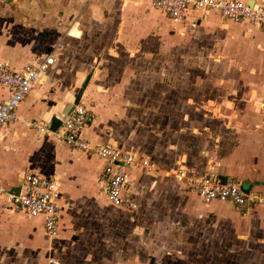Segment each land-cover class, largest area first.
Here are the masks:
<instances>
[{
  "label": "crops",
  "instance_id": "0c3cea01",
  "mask_svg": "<svg viewBox=\"0 0 264 264\" xmlns=\"http://www.w3.org/2000/svg\"><path fill=\"white\" fill-rule=\"evenodd\" d=\"M30 1L8 0L11 2L9 3L11 9L4 10L0 17L12 19L11 22H1L0 25L1 29L8 26L12 28L9 39L5 40L3 35L0 36V62H6L16 70L37 62L49 54L52 48L46 51L48 47H42L43 42L37 38L42 27H39V24H33L32 21L41 19L37 12L44 6L34 7L35 10H32L29 15L24 9L29 8ZM94 1L97 7L94 9L95 11L77 17L76 23H81L83 30L91 35L86 36L84 40L82 37H84L85 31L80 32L76 24L67 32V35L73 37L63 39L64 27L51 28L50 22H44L45 28H50L56 35L53 38V41L56 40L54 45L60 44V48L55 51V64L48 69L42 80L37 83L20 105L16 122L0 128V264H56L54 262H58V264H99L96 256L98 253L101 254L98 252L100 246L95 242V239L92 241L91 239L96 235L94 229L99 230L105 224L104 220L107 217L104 216L108 214L107 209L113 207L136 215L141 209L140 206L145 203V191L142 189V184L143 180L148 177L144 169H135L129 172L132 192L139 209L128 211L125 208L115 207L108 201L103 188L97 184V177L102 172L104 162L90 152L78 151L63 142L59 138L63 131L62 123L56 132L50 130L52 119L60 118L63 121L73 107L81 101L91 113V121L83 131V137L87 141L92 145H109L122 151L149 157L143 148L130 145L127 140L121 141L119 137H123V135H118L122 134L126 128L124 124L137 122V117H133V120L131 115L143 114L144 104L147 103V100H143L144 96H147L144 95L146 93H143L141 88L138 89V87H142L140 84L143 80L142 76L132 74L133 70L136 71V67L125 66L133 62L131 59L135 61L137 54L128 53L123 57H119L117 54L114 60L117 59L118 63L113 62L114 65L109 63L110 59H107L106 62V59L103 58L98 60L96 65L93 64L95 59L92 64L78 63V61L74 63L72 62L74 57L66 55L68 52L66 47L74 46L78 42H90L89 46H93L94 42L100 43V46L96 44L95 47L98 46L97 49L106 50L131 51L145 48L142 45L144 34L138 32L140 26L143 25L137 24L136 27L128 28L126 21L116 23L115 19L119 17L116 15L125 16V13L122 11L111 12L106 9L110 5L116 6V2H120V0ZM128 1L131 4L139 3L158 14L157 10L153 9L145 0ZM128 1L124 0L126 4ZM241 1L248 3L252 1L253 4L264 2V0ZM21 14L23 17L27 15L32 19L31 27H27V23H16L14 16ZM44 15L46 14H42V16ZM148 16L149 14L141 13L136 19L141 21L140 24H143V19H147ZM194 21L196 25L192 26ZM173 23L182 26V28H178L179 33L184 38H188L189 44L185 45L182 51L193 50L196 54L193 59L187 58L183 62L190 66L191 60H193V64L199 66L198 83L201 84L206 76L204 75L205 70L201 66H218L222 72L219 80L215 81V84L213 83V89L215 93H219V97L224 94L221 89H224L225 92L228 89L229 92L241 97L248 95L253 99L254 97L260 98L261 103L264 98L263 22L257 25L245 22L232 23L221 19L215 13L190 11L184 21ZM94 30H96L95 36L93 35ZM17 32H24L21 33L23 42L20 44L15 43ZM30 32L35 34L30 36ZM59 34H62L60 38ZM6 35H9V31L6 32ZM27 37L29 39H26ZM151 45L152 42L149 43V46ZM35 54H40V58L36 60L35 57H31ZM64 54L65 58H63ZM130 55L133 57L130 58ZM77 60L79 59L77 58ZM128 61L131 62L126 63ZM222 67L225 68L222 69ZM115 69H118L117 72H113ZM83 85H85L84 88ZM81 90L83 91L79 96ZM7 95L8 92L0 86V102ZM260 103L258 109L257 104L253 101L254 106L251 105L253 110L250 113L245 109L244 114L247 113V116L245 115L243 120H240L241 117L231 118L233 114L238 113L237 107H217V112H220L222 117L230 115V120L224 124H217V129L219 127L224 129V132L218 136V140H221L219 147L221 145L223 147H221V151L220 148L214 149L217 153L214 154V158L209 159V162H213L210 167L214 171L208 173L217 177L219 174L222 176V180L229 178L244 181L255 193L264 192V125ZM70 105L73 107L68 109ZM188 108L190 109L189 106ZM32 123L46 125L50 131L46 134L39 133L31 127ZM204 127L212 130L215 125ZM191 173L206 174L202 169ZM27 174L38 175L46 179L54 178L61 184L59 234L56 237H50L45 233L42 218H28L22 213L3 209L5 205H11L9 195L17 194L16 189L20 191ZM175 183L184 188V190H179V195L189 196V201H186L183 207L184 213L181 219L182 230L187 235L184 238L189 242L202 241V237L206 235L204 233L205 226L223 219V216H228V207L240 208L231 202L215 201L205 204L201 199L192 201L193 196L185 192L186 185L178 183L177 180ZM196 198L199 197L196 196ZM262 207L264 206L253 207L252 209L255 208L253 211L249 209L247 212L242 209L241 212L239 209L233 217L237 218L241 214L242 218L245 220L248 218L251 221L253 219L250 214L253 213L256 219L262 222V218L264 219V208ZM85 210L96 212L93 214V219L83 218L82 213ZM207 215L211 216L208 218ZM229 216L232 214L229 213ZM96 222H102L101 227ZM177 222L179 223V221ZM177 222H173V224H177ZM232 224L237 231L238 224L234 221ZM250 224L252 225V223ZM182 258H178L177 261L183 260L184 264H190L186 263L185 256ZM136 260H134L135 264Z\"/></svg>",
  "mask_w": 264,
  "mask_h": 264
},
{
  "label": "rangeland",
  "instance_id": "374dc122",
  "mask_svg": "<svg viewBox=\"0 0 264 264\" xmlns=\"http://www.w3.org/2000/svg\"><path fill=\"white\" fill-rule=\"evenodd\" d=\"M9 3L11 2L8 0H0V17L4 10L11 9ZM125 4L124 0H120V2H116V6L110 5L106 9L111 12L122 11L125 13V16L116 15L119 16L115 19L116 23L126 21L128 28L136 27L137 24L143 25L140 26L138 32L144 34L142 45L145 48L131 51L97 49L100 43L96 42H92L93 46H89L90 42H78L74 46L66 47L68 50V52L66 50V55L74 57L72 60L74 63L78 61V63L92 64L95 59L93 63L95 64L103 58L106 59V62L107 59H110L109 63L114 65L113 62L118 63L117 59L114 60L115 55L123 57L124 54L136 53L137 59L135 61L131 59L133 62L125 66L136 67V71L133 70L132 74L142 76L143 80L140 82L142 87H138V89L141 88L143 93H146L144 95H147L143 98V100H147V103L144 104L143 114H132V118L137 117V122L124 124L126 128L122 134H118L123 135V137H119L121 141L127 140L128 144L143 148L153 165L152 171L144 169L148 177L146 178L144 175L146 179L142 184V189L145 191V203L140 206L141 209L138 205L136 210L139 209V211L136 215L113 207L107 209L108 214L104 216L107 217L104 220L105 224L99 229L100 231L94 229L96 235L91 239V241L95 239V242L100 246L98 252L101 254L98 253L96 256L97 263L135 264L134 260L137 259L136 264L142 262L180 264L183 263V260L177 261V259H183L182 257L185 256L186 263L190 264H264V219L262 218V222L258 221L251 213L255 208H250L252 209L250 216L253 219L250 221L248 218L246 220L242 218L241 214L237 218L233 217L239 209L244 212L249 209L228 207V216H223V219L205 226L204 233L206 235L202 237V241L189 242L185 240L184 237L187 235L182 230L181 219L184 213L183 207L185 202L189 201V196L179 195V190H184V188L175 183L176 173L180 169H186L189 172L202 169L206 174L214 171L210 167L213 162H209V159L214 158V154L217 153L214 149L220 148L221 151L223 146L219 147L221 140H218V136L224 132V129L220 127L217 129V124H224L230 120V115L222 117V114L217 112V107H237L238 113L233 114L231 118L241 117L240 120H243V117L247 116V113L244 114V110L246 109L250 113L253 110L251 108V105L254 106L253 101L259 109L260 98L254 97L253 99L248 95L241 97L229 92L228 89L227 92L221 89L224 94L219 97V93H215L213 89L214 82L219 80L222 72L218 66H201L205 70L204 75L206 76L201 84L198 83L199 66H195L193 60H191L190 66L183 62L187 58L193 59L196 54L193 50L182 51L183 47L189 44L188 38H184L179 33L182 26L168 21L165 15L158 10V14H155L139 3L131 4L128 1V4ZM28 5L29 8H25L24 11H27L29 15L32 10H35L34 7L44 6L37 12L41 19L32 20L27 15L24 18L21 14L14 16V20L16 23H27V27L39 24V27L42 28L38 29L40 35H37V38L43 42V48L48 47L46 51L54 45L56 40L53 41V38L56 35L50 28H45V21L46 23L50 22L51 28L64 27L63 39L72 38L73 36L69 34L68 36L67 32L75 24L80 32L85 31L81 27V23H76L77 17L88 15L89 12H93L97 8L94 0H41V2L40 0H31ZM141 13L149 14L147 19H143V24H140L141 21L136 19ZM42 14H46L45 17ZM106 14L108 13L106 12ZM11 21L12 19L0 18V25L1 22ZM11 30L10 26L0 28V36L3 35L5 40L9 39ZM8 31L9 35H6ZM93 32L95 36L96 30ZM21 33L17 32L15 43L23 42ZM30 33V36L35 34L34 32ZM84 33L82 40L86 36H91L86 31ZM58 36L60 38L62 34ZM150 42H152L151 46H149ZM96 44L97 47H95ZM66 55L64 54L63 58ZM31 57H35L37 60L40 58V54ZM132 57L133 55H130V58ZM129 62L131 61L126 63ZM224 68L222 67V69ZM117 70L115 69L113 72H117ZM146 97L151 98L147 99ZM219 102L220 104L223 102L222 106ZM221 110L224 111V109ZM209 125H215V127H212V130L204 127ZM130 135L131 137H129ZM218 176L222 177L219 174ZM228 179L226 178V180ZM232 181L244 185V181ZM185 192L193 196L192 201H199L200 198H196L198 195L191 192L190 189L187 188ZM193 194L196 196L194 197ZM191 200L190 202H192ZM100 201L102 202V200ZM226 204L225 206H227ZM229 213L232 216H229ZM93 214L96 212L90 210H85L82 213L84 219H93ZM210 216L207 215L208 218ZM233 221L238 224L237 231L233 227ZM173 222H177V224H173ZM96 223L101 227L102 222ZM105 231L107 232L105 233Z\"/></svg>",
  "mask_w": 264,
  "mask_h": 264
},
{
  "label": "built area",
  "instance_id": "2783aa9c",
  "mask_svg": "<svg viewBox=\"0 0 264 264\" xmlns=\"http://www.w3.org/2000/svg\"><path fill=\"white\" fill-rule=\"evenodd\" d=\"M145 1L172 22L184 21L189 12L193 11L194 13H215L221 19L232 23L245 22L251 25L264 23V2L250 5L241 0ZM195 25L196 22H192V26ZM58 48L60 44L52 46L49 54L20 70L13 69L6 62H0V86L8 92L7 97L0 102V128L16 122L20 105L42 80L48 69L55 64V51ZM260 111L264 125V98L260 103ZM90 121L89 109L79 101L63 119V131L59 138L72 148L90 152L101 159L104 167L97 177V184L103 188L108 201L115 207L136 210L138 203L132 192L129 172L135 169L152 171L153 165L149 157L122 151L109 145H92L83 137V131ZM31 127L42 134L50 131L46 125L32 123ZM176 180L184 183L205 204L215 201L231 202L244 209L264 206V192L255 193L251 189L246 192L239 183L222 180L213 174L198 175L186 169H180L176 173ZM60 188L61 184L54 178L46 179L27 174L19 193L9 195L11 205H5L3 209L22 213L28 218H42L45 233L50 237H56L59 234L60 223ZM54 263L58 264V262Z\"/></svg>",
  "mask_w": 264,
  "mask_h": 264
},
{
  "label": "water",
  "instance_id": "95a60500",
  "mask_svg": "<svg viewBox=\"0 0 264 264\" xmlns=\"http://www.w3.org/2000/svg\"><path fill=\"white\" fill-rule=\"evenodd\" d=\"M249 4L252 5L253 2L250 1ZM84 86H85V85H83L82 87L84 88ZM82 91H83V90H81V91L79 92V96L82 94ZM72 107H73V105H70V107H69L68 109H71ZM61 123H62V120H61L60 118H54V119H52V123H51L52 125H51V128H50L51 132H56L57 129L60 127ZM241 186L243 187V189H244L246 192H249V191H250V187L247 186V185H245V183H244V185H241ZM18 191H19V189H16V193H17V194H18Z\"/></svg>",
  "mask_w": 264,
  "mask_h": 264
}]
</instances>
